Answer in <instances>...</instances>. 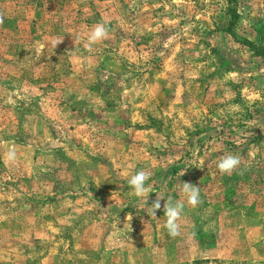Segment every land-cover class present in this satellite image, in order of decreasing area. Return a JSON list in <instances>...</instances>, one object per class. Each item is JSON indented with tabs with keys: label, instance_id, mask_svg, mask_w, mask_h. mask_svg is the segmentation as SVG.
Instances as JSON below:
<instances>
[{
	"label": "rangeland",
	"instance_id": "1",
	"mask_svg": "<svg viewBox=\"0 0 264 264\" xmlns=\"http://www.w3.org/2000/svg\"><path fill=\"white\" fill-rule=\"evenodd\" d=\"M0 264H264V0H0Z\"/></svg>",
	"mask_w": 264,
	"mask_h": 264
},
{
	"label": "clouds",
	"instance_id": "2",
	"mask_svg": "<svg viewBox=\"0 0 264 264\" xmlns=\"http://www.w3.org/2000/svg\"><path fill=\"white\" fill-rule=\"evenodd\" d=\"M109 36V29L105 23L95 24L87 33V44L86 47L91 48L92 45L101 43L103 40L107 39ZM79 37H76L78 40ZM62 40L55 42V47ZM75 43V40H74ZM15 150L9 149L5 154L6 162H12L15 160ZM241 164V158L238 155L227 153L219 158L217 163V168L221 174H231L234 172ZM184 174V173H183ZM150 179V172L143 169L137 171L135 174L130 175L127 178L129 187L132 189V195L143 199L145 196H149L152 190V186L146 182ZM182 194L186 198L187 204L196 207L200 201V189L194 184L188 182H182ZM164 199L161 196H157L156 200L151 204V216L156 217L157 210L161 209V200ZM184 209V204L180 202H174L172 197L169 196L164 204L163 211L165 224L164 227L167 229L169 236L175 238L180 235L181 225L178 221L181 219L182 212Z\"/></svg>",
	"mask_w": 264,
	"mask_h": 264
},
{
	"label": "trees",
	"instance_id": "3",
	"mask_svg": "<svg viewBox=\"0 0 264 264\" xmlns=\"http://www.w3.org/2000/svg\"><path fill=\"white\" fill-rule=\"evenodd\" d=\"M248 46H250L253 50H256V47H254L253 45H251L250 43H247Z\"/></svg>",
	"mask_w": 264,
	"mask_h": 264
}]
</instances>
